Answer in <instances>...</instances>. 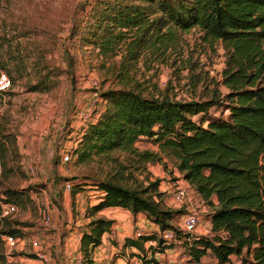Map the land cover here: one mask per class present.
<instances>
[{
  "label": "trees",
  "instance_id": "1",
  "mask_svg": "<svg viewBox=\"0 0 264 264\" xmlns=\"http://www.w3.org/2000/svg\"><path fill=\"white\" fill-rule=\"evenodd\" d=\"M87 7L86 19L72 25L69 37L93 45L105 56L126 45V74L147 48L164 43L167 35L179 30L198 28L208 41H221L226 56L222 85L227 91L177 99L147 93L121 72L119 86L99 92L106 106L96 109L80 127L77 145L70 151L76 162L121 151L139 169L167 155L211 208V227L207 234L179 229L176 221L184 211L165 205L160 178L147 177L148 185L143 187L128 186L117 175L70 177L73 197L88 185L102 192L99 202L87 206L85 212L82 264H93L94 248L115 224L100 212L115 207L130 210L134 217L142 214L160 228L161 237L154 232L125 240L124 247L146 253L142 258L139 255L143 264H158L156 254L172 247L162 236L165 231H172L174 240H182L191 263L199 264L209 256L218 264H264V0H89ZM6 44L12 47L7 36L0 34L1 54ZM69 68L73 74L70 63ZM46 69L37 71L32 90L56 85L51 75L59 76L61 71ZM27 70L18 59L0 61V72L9 76L11 87ZM8 90L0 91V96ZM142 138L159 151L139 150L136 143ZM20 158L16 135L0 120V175L4 180L23 172ZM32 188L0 182V259L6 256L3 236L25 237L23 229L27 228L19 219L3 217L2 204L13 203L19 210L28 207ZM147 241L156 245L146 249Z\"/></svg>",
  "mask_w": 264,
  "mask_h": 264
},
{
  "label": "rangeland",
  "instance_id": "2",
  "mask_svg": "<svg viewBox=\"0 0 264 264\" xmlns=\"http://www.w3.org/2000/svg\"><path fill=\"white\" fill-rule=\"evenodd\" d=\"M88 1L0 0V34L12 42V47L6 44L5 52L0 53V61L18 59L25 62L28 69L24 76L18 78L0 96V120L17 137L23 170L6 180L0 175V182L17 188L33 187L29 191L32 202L26 208L19 207V212L10 217L11 220L19 219L27 225L23 229L27 238L26 255L34 251L29 242L31 236L39 237L41 232H47L45 216L51 214L55 217L57 214L60 219L59 213L65 211L66 203H69V209L72 204L75 205L72 190L65 191V182L70 177L89 175L92 178H105L117 175L128 186L145 187L148 185L147 177L151 180L152 176L149 168L156 166L168 173V181L181 179L174 174V161L164 154L161 162L147 163L139 169L138 164L132 165V158L121 151L95 156L83 163H77L71 155L70 151L77 145L80 127L87 123L82 113L104 109L106 102L99 96V92L119 86L118 75L125 73L123 60L127 54L126 45L105 56L99 54V49L93 45H82L76 41V37H69L72 25L86 19L88 7H85ZM133 39L134 36H131L129 40ZM225 59L221 41H208L198 28L179 30L167 35L164 43L147 48L130 65V71L124 76L131 83L139 84L147 93L168 94L177 99L189 100L199 95L227 91L222 85ZM69 63L72 64L73 74L70 73ZM124 64L127 65V62ZM46 67L61 71L59 76L51 75L57 81L56 85L44 91L32 90L31 85L38 77L37 71L43 73ZM91 102L96 104L93 109L90 108ZM136 146L139 150L159 151V147L146 138L139 140ZM67 152L70 153L68 161L65 160ZM85 190L97 189L84 188L78 193ZM187 205H193L194 209L187 208ZM171 207L184 211L176 221V226L181 230L183 216L188 212H198L202 217L201 225L209 220L211 208L194 193L184 204ZM74 211L73 219L76 223L79 222L76 215L80 216V213ZM111 213L116 214L114 211ZM79 223L73 227L79 229ZM154 232L146 230L145 235ZM170 243L172 247L156 255L158 264H194L188 261L182 240L175 239ZM120 254H115L113 258ZM145 254L142 253L143 256ZM18 255L19 252L15 251L14 258L4 256L0 264H19L15 262ZM169 257L174 261L168 262ZM235 260L239 263L237 258ZM199 264L218 263L207 256Z\"/></svg>",
  "mask_w": 264,
  "mask_h": 264
},
{
  "label": "crops",
  "instance_id": "3",
  "mask_svg": "<svg viewBox=\"0 0 264 264\" xmlns=\"http://www.w3.org/2000/svg\"><path fill=\"white\" fill-rule=\"evenodd\" d=\"M152 176L151 180L160 178L159 189L161 192L165 193L163 196V201L167 204L168 207L177 206L173 201V191L180 182L187 183L190 185L182 176V174L175 167L174 174L177 175L180 180L176 182L168 181L170 177L164 169H159L156 166H151L149 168ZM87 188H92L90 185ZM193 193H197L192 189ZM94 192V193H93ZM101 194L100 190H85L76 194L75 207L71 206L69 209V203H66V209L63 212H60L59 216L56 214L52 218V223L47 224L45 228L47 232H41L39 238L42 240L45 250L48 254V261L44 263L43 261L37 260L33 257H26L23 255L27 250V238H25V246L18 250L19 255L16 256L15 262L19 264H78L79 257L81 256L79 238L82 236V230L85 228V225L88 221L85 218V209L87 206L94 205L99 202V195ZM89 196V200L87 199ZM199 198V197H198ZM73 200V198H72ZM189 205V204H188ZM187 208H193V205L188 206ZM79 211L80 216L76 215V220L79 222L74 223L75 211ZM194 209V208H193ZM111 211L116 212L112 214ZM101 215L106 216L107 218L114 219L115 224L111 232L104 234L102 244L95 247L93 250V264H141L140 250L134 246L124 247L126 238L135 237V230L144 228L146 230H153L160 233V228L158 225L150 221L146 216L140 214L137 217H134L130 210L115 207V208H106L100 212ZM81 224V227H73L75 224ZM211 227L210 220H207L205 225H200L196 231V234H207L209 233ZM50 228H52L50 230ZM49 231V232H48ZM30 242V239H29ZM30 244V243H29ZM150 246L145 243V248ZM33 254L34 251H32ZM119 252H123L124 255H119L117 258H113L114 255ZM158 254V253H157ZM156 254V255H157ZM14 258V257H13ZM157 258V257H156ZM171 257L168 258V262H172Z\"/></svg>",
  "mask_w": 264,
  "mask_h": 264
},
{
  "label": "built area",
  "instance_id": "4",
  "mask_svg": "<svg viewBox=\"0 0 264 264\" xmlns=\"http://www.w3.org/2000/svg\"><path fill=\"white\" fill-rule=\"evenodd\" d=\"M93 83L95 85H98L97 81H94ZM10 88H11V81H10L9 76L4 72H0V91H6ZM95 94L97 95V93ZM94 100H96V98H94ZM95 102L93 103L91 102L90 104L91 109L95 108V105H96ZM91 114L92 113L86 111L82 113V118H84V120H88ZM69 159H70V153L67 152L65 155V160L68 161ZM32 172H34V169H32ZM72 187H73V183L71 181L65 182L66 192H70L72 190ZM192 194H193V191L191 187L187 183L182 182L176 186L175 190L173 191L172 198H173L174 203H176L177 205H182L190 199ZM18 211L19 209L17 205L13 203H3L2 204L1 213L3 217L15 215L18 213ZM52 218L53 217L51 214H47L44 219L45 223L51 224ZM201 223H202V217L198 212H195V211L188 212L187 214L183 216V222H182L183 229L187 232L195 233L198 227L201 225ZM145 232H146V229L144 228L138 229L135 233L136 234L135 236L139 237L141 235H144ZM162 236L164 237V239L167 240L168 243H170L171 241H174V234L172 231H165L162 233ZM81 238L82 236L79 238L80 243H81ZM25 240L26 239L21 236H15V235H9V234L4 235L3 242H4V250H5L6 257L13 258L14 252L18 251L19 249L25 246ZM30 243L35 253L34 258H36L37 260L43 261L44 263H47L48 254L45 250L42 240L38 236H31ZM147 244L149 246L151 245L154 246L156 245V242L147 241ZM82 261H83V258L81 254V256L79 257L78 264H82Z\"/></svg>",
  "mask_w": 264,
  "mask_h": 264
}]
</instances>
